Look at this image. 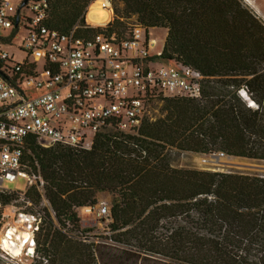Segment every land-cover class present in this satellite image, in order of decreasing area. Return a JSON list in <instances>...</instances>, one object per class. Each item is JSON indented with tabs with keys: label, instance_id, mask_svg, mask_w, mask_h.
Returning a JSON list of instances; mask_svg holds the SVG:
<instances>
[{
	"label": "trees",
	"instance_id": "1",
	"mask_svg": "<svg viewBox=\"0 0 264 264\" xmlns=\"http://www.w3.org/2000/svg\"><path fill=\"white\" fill-rule=\"evenodd\" d=\"M48 1L46 25L77 37L124 35L132 16L166 29L162 62L206 79L200 98L167 97L165 115L146 117L135 135L107 128L90 149L28 137L23 168L45 183L26 190V211L41 217L35 253L47 264H264V175L177 168L170 156L264 160V22L242 0H118L114 20L90 27L91 0ZM99 192L112 200L109 235L95 240L75 232L90 230L78 210ZM17 198L0 191L2 206Z\"/></svg>",
	"mask_w": 264,
	"mask_h": 264
},
{
	"label": "built area",
	"instance_id": "2",
	"mask_svg": "<svg viewBox=\"0 0 264 264\" xmlns=\"http://www.w3.org/2000/svg\"><path fill=\"white\" fill-rule=\"evenodd\" d=\"M22 2L16 7L12 0H0V28L14 27L17 33L23 27L27 36L20 49L44 60V67L39 73L36 62L14 61L0 46V191L12 192L1 185L18 176L29 177L30 185L44 191L42 176L23 168L30 136L44 147L90 149L95 135L107 128L138 134L153 100L202 96L206 77L191 66L164 64L159 58L163 45L157 48L146 28L77 37L74 31L62 33L46 25L48 0H28L19 9ZM239 92L248 99L245 89ZM17 193L11 203H0V223L10 214L18 215L17 226L4 234L22 243V252L33 248L34 253L41 217L18 203L32 204L26 191ZM106 210L102 207L100 214ZM0 249L6 256H17L2 241Z\"/></svg>",
	"mask_w": 264,
	"mask_h": 264
},
{
	"label": "rangeland",
	"instance_id": "3",
	"mask_svg": "<svg viewBox=\"0 0 264 264\" xmlns=\"http://www.w3.org/2000/svg\"><path fill=\"white\" fill-rule=\"evenodd\" d=\"M17 7L20 0H12ZM94 0H91L88 4L86 10L89 8V5ZM107 2L110 6V9L113 11L112 18L108 21L111 22L114 20L115 14V5H122L118 0H103ZM244 4L249 7L263 22H264V0H242ZM85 23L90 27H105L107 24L102 26H93L89 24L87 21L86 15ZM127 27L125 32L128 33L130 28L132 29L134 26H140L135 23V16L126 19ZM150 35L156 39L157 48H160L165 40L166 30L163 28H150ZM125 33V34H126ZM13 36L12 39L10 37ZM27 36V31L21 27L19 31L16 33L14 31V27L10 28H0V46L7 50L10 53V58L14 61H23L25 59H29L32 62L37 63V69L40 73L44 67V60L36 59L33 56H29L27 52H24L20 49L24 39ZM68 91V89H66ZM169 98V97H168ZM166 108V98L157 99L151 101L148 107L147 117H150L152 120H155L163 115H165ZM217 154L220 153L216 152ZM213 154V153H212ZM212 154H204L193 151H184L178 149H172L170 152L171 162L174 167L177 168H192L199 170H210V171H224V172H238L245 174H260L264 175V160L251 159L242 156H234V155H225L220 156L225 160L223 162H217L219 158L212 156ZM217 162V163H215ZM224 165H219V164ZM229 164V165H227ZM30 185V179L27 176H18L15 180H5L2 183V187L13 190V191H21L24 192L27 190ZM112 200V195L109 192H99L98 193V203L94 206H84L79 208L78 213L81 218V227L83 229H90L86 231V233L75 232L80 236L89 235L91 239H102L100 236L109 235L108 224L110 222V218L108 215V211L110 209ZM18 203H23L18 201ZM23 206V209L26 211L28 209V204H20ZM102 207H106V213L100 214V209ZM18 215L10 214L9 217H6L0 223V238L2 233H4L8 227L17 226ZM22 227H19V229ZM1 241V240H0ZM29 242L25 244L27 247ZM6 247L12 251L13 254H17V256L10 257L6 256L2 250L0 249V264H47L50 263L46 259L42 258L40 253H32L33 250L27 251V248L23 250V252H18L15 248V245L11 243H6ZM39 255V256H38Z\"/></svg>",
	"mask_w": 264,
	"mask_h": 264
},
{
	"label": "bare ground",
	"instance_id": "4",
	"mask_svg": "<svg viewBox=\"0 0 264 264\" xmlns=\"http://www.w3.org/2000/svg\"><path fill=\"white\" fill-rule=\"evenodd\" d=\"M113 11L110 9V6L107 4V2L103 0H94L90 5L89 8L87 9L86 12V18L89 24L93 26H102L108 23V21L112 18L113 16ZM156 40V39H155ZM247 99V97H245ZM250 105L254 106V104L251 102ZM225 159L222 157H219L217 162H223ZM215 162V163H217ZM219 165H224V164H219ZM229 165V164H227ZM0 240L4 242V245L6 247V243H11L12 245H15V248L17 249L18 252H22L23 246L22 243H16L14 240L9 241L5 234L2 233ZM7 248V247H6ZM34 250L33 248H31ZM17 255V254H16Z\"/></svg>",
	"mask_w": 264,
	"mask_h": 264
},
{
	"label": "water",
	"instance_id": "5",
	"mask_svg": "<svg viewBox=\"0 0 264 264\" xmlns=\"http://www.w3.org/2000/svg\"><path fill=\"white\" fill-rule=\"evenodd\" d=\"M28 0H23V2L20 4V7H19V9L27 2ZM86 12H87V10H86ZM86 12H85V15H86ZM212 156H214V157H217V158H219L220 156H219V154H217V153H213L212 154Z\"/></svg>",
	"mask_w": 264,
	"mask_h": 264
},
{
	"label": "crops",
	"instance_id": "6",
	"mask_svg": "<svg viewBox=\"0 0 264 264\" xmlns=\"http://www.w3.org/2000/svg\"><path fill=\"white\" fill-rule=\"evenodd\" d=\"M166 30V29H165ZM166 35H167V30H166ZM165 39H166V36H165ZM164 42H165V40H164ZM163 46H164V43H163Z\"/></svg>",
	"mask_w": 264,
	"mask_h": 264
}]
</instances>
